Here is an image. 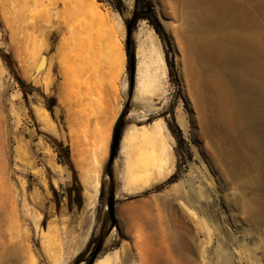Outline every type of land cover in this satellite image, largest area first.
Listing matches in <instances>:
<instances>
[{"label": "rangeland", "instance_id": "obj_1", "mask_svg": "<svg viewBox=\"0 0 264 264\" xmlns=\"http://www.w3.org/2000/svg\"><path fill=\"white\" fill-rule=\"evenodd\" d=\"M97 1L122 24L123 68L115 69L110 56L99 61L89 41L76 36L64 35V45L57 49L59 34L49 28L47 49L41 53L49 61L47 71L45 67L31 82L34 60L24 58V52L44 6L54 0H0V50L11 56L16 76L36 89L24 99L1 61L0 264H51L67 254L70 257L62 264H75L82 251L79 264H88L96 249L93 264H189L197 251L203 257L199 264H264V217L255 212V202L264 193L251 185L259 175L254 159L264 155L263 138L259 131H250L258 136H250L256 151L245 140L247 130L231 136L216 120L215 108L222 104L229 109L230 104L217 96L209 79L223 83L222 93L235 107L247 109V114L251 107L245 93L213 65L217 55L205 53L202 47L208 41L205 21L212 14V4L224 8L225 0H146L159 22L158 35L139 20L129 34V53L136 73V52L144 38L153 36L165 75L155 89L144 81L136 91V76L131 80L126 56V23L141 8L135 0L130 8L127 0ZM231 1L264 25V0ZM42 20L44 26L54 24L51 16ZM74 22L77 26L79 21ZM44 80L50 82L48 88ZM51 96L56 105L49 112L43 97ZM115 108L119 114L109 134L96 136L107 155L99 169L96 199L89 205L85 185L93 188L96 171H86L91 152L83 139L84 128L91 119L94 131L102 129ZM42 109L48 112L47 121ZM143 117L147 119L139 121ZM156 120L163 122L171 144L164 169L157 168L152 148L137 140L121 153L118 144L107 168L115 125L122 136L125 131L150 128ZM176 127L180 143L172 133ZM235 136L241 139L239 148L247 160L238 155ZM50 137L69 146L82 187L80 209L67 208L71 172L59 162ZM125 245L135 253L126 262Z\"/></svg>", "mask_w": 264, "mask_h": 264}, {"label": "bare ground", "instance_id": "obj_2", "mask_svg": "<svg viewBox=\"0 0 264 264\" xmlns=\"http://www.w3.org/2000/svg\"><path fill=\"white\" fill-rule=\"evenodd\" d=\"M132 1L133 0H127L129 8L132 5ZM50 3L51 6H44L43 15L40 14L42 16L39 18L41 20L38 22L32 38L29 39V47L26 48L27 50L24 52V58L34 60L32 68V74L34 72V75L31 77L32 74H30L29 76V78L31 77V82L45 67V71H47L49 61L47 62L46 56L41 53L47 49L46 40L49 28H54L55 32L59 34V40L57 42L59 46H57V49L64 45V35H69L70 37L76 36L81 40L89 41L91 51L99 61L102 60L103 56H110V61L115 69L120 70L123 68L125 54L119 41L122 35V24L112 13L103 9L97 0H54V2ZM211 13L210 18H208L209 20L207 19L205 21V25L208 27V29L206 28L207 31L205 35L208 41L202 46L203 50L205 53H211V56L212 53L217 55V58L213 60V65L223 69L227 77L233 81L236 87L245 93L251 107L248 114L247 109L235 107L232 100L226 95H223V83H221L220 86V80L209 79L217 96L230 104L229 109L222 104L215 108L216 120L232 134L231 136L236 135V133L239 134L238 131H240V129H243V131L244 129L247 130V135H245L248 139L245 138V140H249L248 142L252 145L251 149L255 150V144L252 142L254 139L250 137L253 136L254 131H257V134L259 132L261 133L264 143V25L259 20H256L251 12L244 10L239 3L231 0H225L224 8L218 4H212ZM47 16L48 18L51 16L52 20H54V24L50 27L43 25L44 22L42 19ZM5 20L7 19L5 18ZM77 20L79 21L78 25L73 26L72 21L76 22ZM85 20L87 22H85ZM5 24H8V22H5ZM8 27L10 28V26ZM36 33L39 35L38 37ZM203 40L202 42H204ZM136 59L135 91L144 81H149L147 84L151 85L153 89L158 87L165 75V64L157 41L153 36L142 40L139 50L136 52ZM0 66H2L1 60ZM244 74L247 75L248 78H246ZM44 83L45 88H48L50 82L44 80ZM115 91L116 90L112 88L114 94ZM42 113L45 118L44 121H47L48 112L42 109ZM118 114L119 108L109 111L108 116L105 117L103 121L102 129L97 127L94 131V122H92L91 119L87 121L85 128L83 126L85 129V136L83 139L85 138V143L90 148L91 152V163L86 166V171L89 174L96 171V181L93 188L85 185L84 194L87 196V203L89 205L96 199L99 186V169L107 155L106 148L96 142V136L103 133L109 134ZM146 119V117H143L140 118L139 121H144ZM252 130L253 133L250 135V131ZM256 137L258 138V136ZM135 140H137L138 143H143L152 148V155H154L158 169H164L166 167L171 157V144L169 143L167 130L161 120H156L150 128L142 131H132L131 133L126 131L123 132L119 141V153H121L125 146L129 145L131 141ZM233 140L238 143V155L243 161L247 160L249 157L239 148L241 139L235 136ZM82 142H84V140H82ZM106 144L107 142H105V146ZM88 147H86V149H88ZM257 150L258 147L256 151ZM259 155L261 156V154ZM16 156L18 158L21 157L18 150L16 151ZM254 160L259 163V165L255 163L259 175L257 174L258 176L252 180L251 185L253 188L264 193V155L262 158L259 157V159L256 158ZM48 163H50V160H48ZM243 166H245V164L241 165V169ZM94 167H96L97 170L93 169ZM79 168L81 169V167ZM255 203L257 208V211L255 210L256 216L264 217V196L261 199H257ZM180 232L181 231H179V233ZM197 252H194L195 259L191 260L195 262L190 261L189 264H199L198 262H203V257L198 255ZM134 255L135 253L133 254L129 246L125 245L123 261L126 262L133 259ZM69 257L70 254H67L61 261L59 258H54L51 264H62ZM95 264L103 263L95 262Z\"/></svg>", "mask_w": 264, "mask_h": 264}, {"label": "trees", "instance_id": "obj_3", "mask_svg": "<svg viewBox=\"0 0 264 264\" xmlns=\"http://www.w3.org/2000/svg\"><path fill=\"white\" fill-rule=\"evenodd\" d=\"M135 2L140 6L141 12L139 14L133 15L130 22L126 23V26L128 25L130 26V32L139 20H145L154 29V31L158 35L157 30L160 25H159L157 17L152 7L150 6V4L146 0H135ZM118 3H120L119 0H118ZM118 12L120 13L119 10ZM126 56L128 59V63H130L133 59V56L132 54L129 53V42L128 44H126ZM0 60L2 61V63L7 68V70L13 76L15 82L18 85L19 91L21 92L24 99H26L27 95L36 91V89L33 86H31L30 84H26L24 81H22L19 77L16 76L15 71H14V62L12 61L11 56L9 54L0 50ZM43 98L45 100L46 110L49 112H52L53 107H55L56 105L55 98L53 96L48 97V98L46 97H43ZM175 130L176 131L175 132L172 131V133L173 134L176 133L177 139L180 143L182 142L180 131L177 127ZM115 132H116V125L113 129V133ZM49 140L51 142L50 144L52 148L57 154L59 162L63 164L64 166H66L68 170L71 172L72 185L66 189V193H65V198L67 201V208L71 209L72 205H75L77 209H80L82 207V187L76 178V175H75L72 163H71L69 146L63 145L62 142H59L56 139H53L51 137ZM50 188H51L53 195L56 197L57 196L56 192L52 188L51 185H50ZM55 205L56 207H58V202H55ZM89 243L90 241L88 242L87 246L89 245ZM83 254H84V251H82L81 253L77 255L75 259V264H79L81 262L80 258L82 257Z\"/></svg>", "mask_w": 264, "mask_h": 264}, {"label": "water", "instance_id": "obj_4", "mask_svg": "<svg viewBox=\"0 0 264 264\" xmlns=\"http://www.w3.org/2000/svg\"><path fill=\"white\" fill-rule=\"evenodd\" d=\"M129 34H130V26L128 25V26H126V44H128ZM129 67H130V75H131V80H132L133 76L135 74V61H134V59H132V61L129 63ZM120 136L121 135L118 134L117 132L112 134L109 160L107 162V168H109L111 166V164L114 160L115 154H116L117 149H118V144L120 141ZM164 184H162V185H164ZM96 254H97V249H96V251H94L92 258L90 259L88 264H93Z\"/></svg>", "mask_w": 264, "mask_h": 264}]
</instances>
